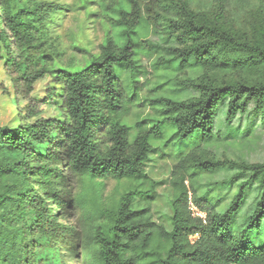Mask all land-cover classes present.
Listing matches in <instances>:
<instances>
[{
    "label": "trees",
    "instance_id": "1",
    "mask_svg": "<svg viewBox=\"0 0 264 264\" xmlns=\"http://www.w3.org/2000/svg\"><path fill=\"white\" fill-rule=\"evenodd\" d=\"M228 1L213 0L211 11L198 12L189 0H99L104 15H114V33L87 66H41L22 74L28 91L52 74L62 87L63 117H41L37 103L43 101L28 98L26 119L32 122L0 126V154L6 156L0 160V264H63L56 220L76 202L92 228L84 264H264V161L219 159L205 146L218 119L246 128L243 145L257 129L264 131V0H257L247 27L233 23ZM62 9L47 0H0V60L2 50L13 59L11 44L38 42L40 28ZM140 30L177 46L140 40ZM140 43L165 49L173 70L188 64L200 75L181 82L193 94L153 95L147 100L152 114L130 126L126 118L144 106L143 85L132 80L140 68ZM156 142H170L178 153L169 179L171 230L154 222L150 207L157 183L144 165ZM56 160H64L80 181L76 199L63 189L61 171L48 168ZM31 163L38 164V189L30 185ZM226 167L248 177L230 205L220 207L200 194L198 182ZM108 179L126 185L104 199ZM252 185L260 197L250 204ZM25 229L31 231L28 243Z\"/></svg>",
    "mask_w": 264,
    "mask_h": 264
},
{
    "label": "rangeland",
    "instance_id": "2",
    "mask_svg": "<svg viewBox=\"0 0 264 264\" xmlns=\"http://www.w3.org/2000/svg\"><path fill=\"white\" fill-rule=\"evenodd\" d=\"M63 7L52 15L43 27L40 34L35 36L38 42L23 48H16L11 44L13 59L1 52L0 60V126L17 128L25 122H32L26 119V107L28 98L43 101L37 103L41 107V117L45 119H62L61 108L62 87L55 85L52 74H47L43 79L32 84L31 90L21 80L22 74L41 66L49 71L66 69L78 71L87 66L90 61L99 54L100 45L104 40L114 33L112 29L114 21L111 17L104 15L99 0H47ZM191 7L198 12L211 11L213 0H189ZM257 0H229L228 12L235 25L247 27L257 9ZM140 40L148 43H163L164 47L177 45L174 41H163L155 37L150 31H139ZM141 54L137 61L140 66L135 77L138 85H143L140 92L144 106L134 110L126 118L125 122L132 126L139 119L152 114L147 106V100L153 95L163 92L168 96L185 97L193 94L191 89L184 88L181 82L189 79H196L200 72L192 70L186 64L179 70H173V62L170 54L165 49L152 48L146 44H139ZM252 118V117H251ZM244 124L245 121L242 120ZM214 136L212 140L205 143L212 153L219 159L246 160L248 163H261L264 161V131L257 129L250 137L247 144L243 145L244 137L249 135L246 128H241L231 123L216 121ZM169 135L173 134V128L168 126ZM172 141V140H170ZM194 140L188 141L189 146ZM164 146L161 142L154 143V150L149 155L144 165L147 175L156 181L154 195L150 198V207L154 222L163 225L171 230L170 218L172 216L171 201L172 190L169 184L172 166L178 159L175 147ZM189 148V147H188ZM187 148V149H188ZM6 156L0 154V160ZM30 180L31 186L38 189L34 174H37L38 164L31 163ZM48 168L59 169L65 177V186L71 196L76 199L82 191L81 183L73 178L64 160L48 162ZM199 173L200 170H196ZM247 175L237 167H226L211 175L201 176L198 182L200 194L207 195L217 201L220 207H228L238 192L240 184L247 179ZM126 182L117 183L108 179L103 181L102 198L122 192ZM249 203L253 204L260 197V189L252 185L247 190ZM138 200V198H137ZM63 217L57 218L54 235L57 239V247L63 264H84L85 249L90 244L92 228L84 215V208L74 203L73 206H66L61 210ZM202 216V215H200ZM242 221L246 217H242ZM238 225L234 228V232ZM28 229H25V243H28Z\"/></svg>",
    "mask_w": 264,
    "mask_h": 264
},
{
    "label": "built area",
    "instance_id": "3",
    "mask_svg": "<svg viewBox=\"0 0 264 264\" xmlns=\"http://www.w3.org/2000/svg\"><path fill=\"white\" fill-rule=\"evenodd\" d=\"M198 214V213H197Z\"/></svg>",
    "mask_w": 264,
    "mask_h": 264
}]
</instances>
